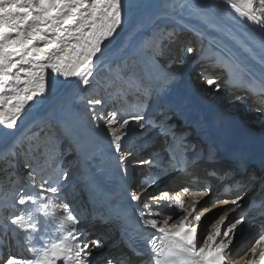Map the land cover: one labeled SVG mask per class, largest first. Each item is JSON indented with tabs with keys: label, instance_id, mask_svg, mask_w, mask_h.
Instances as JSON below:
<instances>
[{
	"label": "snow or ice",
	"instance_id": "1",
	"mask_svg": "<svg viewBox=\"0 0 264 264\" xmlns=\"http://www.w3.org/2000/svg\"><path fill=\"white\" fill-rule=\"evenodd\" d=\"M137 7L135 0H0V128L5 130L4 135L14 132L29 109L57 88L77 90L73 94L89 110L90 131L103 130L126 198V204H117L114 215H100L97 219L119 223L129 237L119 256L97 258L106 242L101 237L91 238L88 228L81 226L86 217L62 194L61 181L67 183L72 176L71 168L65 169L62 164L75 151L66 125V149L48 139L53 135L49 130L18 140L8 151L0 153L5 179L10 182L0 203L7 207L10 201L14 209L0 224V251L11 246L19 248L4 255L0 264H235L231 258L234 242L251 222L244 212L241 195L211 204V209L231 206L204 234L202 218L211 209L199 212L197 205L210 194V186L206 185L203 191L193 192L184 187L174 194L167 190L152 194L151 189L165 177L176 172L190 174L195 161L187 157L196 153L188 152L183 135H177L166 119L158 124L146 120L143 102L130 103V89L139 92L141 82L126 70L127 62L116 64V70L99 85L95 96L80 95L94 86L97 62L107 59L106 53L119 50L123 44L118 38L131 31L126 25L131 24ZM180 7L199 13V6L192 3ZM222 10L232 20L260 30L259 52L235 35L232 39L259 63L261 76L256 77L245 59L235 52L214 59L246 92L258 91L264 97V0H223ZM199 15L205 25L218 28L207 15ZM175 39V32L161 30L157 25L143 47L154 59H160L166 45ZM184 50L187 54L196 52L192 46H185ZM169 79L168 75L162 76L161 86ZM207 83L221 86L213 78ZM108 101H112L110 109L97 110ZM146 123L170 137V156L167 152L147 158L137 155V129L146 131ZM18 160L27 170L23 184L13 179L14 173L9 171L17 167ZM130 160L131 167L148 166L149 171L139 181L131 175ZM76 168L79 170V163ZM236 187L243 190L241 183ZM185 196L191 197V204L185 202ZM260 208L264 215V203ZM177 215L179 218L175 219ZM240 264H264V225Z\"/></svg>",
	"mask_w": 264,
	"mask_h": 264
},
{
	"label": "bare ground",
	"instance_id": "2",
	"mask_svg": "<svg viewBox=\"0 0 264 264\" xmlns=\"http://www.w3.org/2000/svg\"><path fill=\"white\" fill-rule=\"evenodd\" d=\"M135 3L138 7L134 11L131 24L126 25V28H130L131 31L123 33L122 37L118 38L123 40V44L120 46L119 50L114 49L111 54L106 53L107 59L101 58V61L97 62L98 71H96V73L104 69L103 65L105 63H116L121 60V57L124 60L126 56L134 60H140L145 68V72L152 81L155 79L156 75H159L158 73H160L161 77L166 74L170 76L172 73L168 83L162 86L157 93H152L153 95L149 97L150 99H146L143 102V105L147 106L144 112L146 120L151 119L158 124L160 120L167 118L170 120L172 114H177L179 117L191 119H197V116H199V120L205 123V118L209 115L211 116L210 127L216 134L219 136L235 137L242 150L247 151L249 149L243 142L246 144L252 143L257 150L259 146L264 145V121L256 123V121L261 119L264 115V97H262L258 91L248 92V95L245 91L243 94L247 96L245 99H242L238 105L235 102H231L236 95L241 94L240 91L243 87L229 78L222 69L210 68L213 64H218L214 59L215 57H219L221 54L227 55L229 51H232L245 59V63L251 67L254 75L260 77L261 67L259 63L251 57H248L247 53H244L237 46L235 40L232 39V35H235L237 38L246 41L259 52V43L262 38L260 30L255 28V26H246L242 22L232 20L222 10L223 0H135ZM188 3L198 5L199 13L207 15L211 22L215 23L218 28L205 25L200 19L199 13L192 9L180 7V5ZM212 5H216L217 7H212ZM136 25L139 27H133ZM157 25H163V27L176 33V39L170 42L171 48L168 50L170 53H168L167 60L165 57L154 59L149 51L143 47V44L147 42V40L143 41L144 34L149 33L150 30ZM190 35L193 36L192 40H190ZM198 40L202 42L198 44ZM189 44H192L193 47H197V49L195 48L196 52L189 55L190 59L201 62L199 65H196V68L192 67V69L180 63V59L186 53L184 50L185 45L189 46ZM207 57L209 60H207ZM159 63H161L162 66ZM221 70L223 71L222 76ZM219 73L220 78H218L217 82L221 85V95L220 93L217 95L216 91L215 96H211L210 92L214 93L213 89H215L213 85H208V87H206L207 84H197V79H202L212 74H216L217 76ZM224 74L226 77L221 79V77H224ZM221 82L223 83L221 84ZM75 91L77 90L65 88L63 86L57 88L54 93L49 94L45 99L34 104L33 107L29 109L28 113L20 120L14 132L9 135H4L5 130L0 128V153L9 150L12 144L14 145L18 140H22L24 136L29 137L36 130L46 128L47 122L52 119L56 120L63 128L67 125V130L72 134L71 137H73L72 141L74 147L76 146L75 149H80L78 153V155H80V161L77 160L78 155L76 153H72V155L65 157L66 159L64 158V167L66 169L71 168L72 176L67 183L61 181V184L64 186L63 195L67 196L68 192V201H70L71 204L73 203L71 206L74 205V209L79 213H83L84 208L88 204L91 205L92 208L97 206L96 209L100 210L102 215L107 216L112 211L116 212V209L113 206H101L96 201V198L103 194L110 200L111 198L107 194L109 188L115 186V188L118 189L122 183L115 170L113 155L106 146L107 140L104 134L90 131L92 127H84V120L77 117L78 113L74 109V107L76 108L75 95L73 94ZM225 101L228 103L226 102L224 105L223 102ZM136 103L138 102L134 101L132 104ZM160 106H162V113L155 112ZM253 108L256 109H254L251 114H248ZM170 110L173 111L172 114H168ZM172 119L175 118L173 117ZM171 125L175 127L176 124L171 123ZM195 127L202 126L196 125ZM187 129H189L186 131L187 134L183 136H191L190 142L194 143L195 147H199L197 144L198 139L193 138V130H191V128ZM147 130L150 133L148 136L145 135L148 131H142L144 134L141 135L139 134L140 130L137 129V155L147 158L149 155L155 156V154L164 156L165 152H167V155L170 156L171 149L167 147L168 143L166 144V149H163V146H165L164 144H162V146L160 145L167 137L162 135L159 128L155 127L153 124H148ZM155 136L156 139L150 141V139ZM139 141H146V144L149 143L148 147L145 149L141 148ZM185 145L187 146L188 144ZM203 147V145L200 146L195 156L187 157L189 160H193L195 163L200 164L199 170L191 167L189 169L190 174L188 175L178 172L173 173L160 181V187H171L173 190L179 192L181 191L180 188L184 187L183 185L186 184L189 179L199 174L205 176L206 183H213L217 187H220L222 184H228L229 187L232 188L236 186L237 183L244 185L246 182L252 180V174L241 173L243 164L239 162L238 158L228 156L221 152H216L215 155L211 156L203 155ZM125 148H127L126 150L129 148L127 142L125 143ZM263 150L262 148V151ZM200 151L202 153H200ZM188 152H194V149L191 150L188 148ZM219 155H221V157L216 159ZM262 158L264 159V156H262ZM69 161H74V163L70 165L68 163ZM215 161L217 164H213ZM77 163L80 165L79 170L76 168ZM132 163L133 162L130 160V171L140 173H147L149 171L148 166H144L140 170H137L131 167ZM254 168L255 166L247 167L246 171H248V169L254 170ZM207 172H210L211 175H207ZM225 173H227V175H225ZM86 175L88 176L87 179ZM80 181L84 183L80 184ZM253 182L254 180H252L251 183ZM153 191L154 190L151 189V192ZM233 194V192L226 194L212 193L206 200V208L211 209V204L219 200L231 201L235 199L232 198L236 197L233 196ZM124 199L126 201L125 197ZM144 199L146 200V197H144ZM184 199L187 204H191L192 201L189 196H185ZM244 202L245 200H242V203ZM230 206L231 205H224L216 209H211L204 214L202 218V231L204 234L209 230L211 223ZM92 208V211L87 210V215L90 219L86 220V223L81 226L88 228L92 234L91 238H96V230L98 229L96 224L100 220L93 216L91 217V213H93ZM199 209H201L200 206ZM81 210H83V212ZM199 212H204V210H200ZM207 217H210V219L208 218L205 220ZM174 218L178 219L179 216L177 215ZM262 219L264 220V216ZM106 231L107 230H103V233L105 234ZM247 231L248 232L242 235H238L234 242L235 246L231 258L234 260L235 264H240V261L248 252L252 239L258 233V231L252 233L250 229H247ZM115 232L116 231L113 230L112 234L108 236V238L112 237L110 241L118 236ZM119 242L120 240L115 243L114 249L113 247H109L103 250L98 254L97 258L102 259V257L106 255L114 256L113 254L118 248ZM108 246L110 245H106V247ZM18 250V247L15 250L9 247L4 251H0V259L7 253Z\"/></svg>",
	"mask_w": 264,
	"mask_h": 264
},
{
	"label": "rangeland",
	"instance_id": "3",
	"mask_svg": "<svg viewBox=\"0 0 264 264\" xmlns=\"http://www.w3.org/2000/svg\"><path fill=\"white\" fill-rule=\"evenodd\" d=\"M159 28L161 29V30H163V29H165V27H163V25H160L159 26ZM166 29H168V28H166ZM169 30V29H168ZM154 32H155V28H152L151 30H150V32L149 33H147V34H144V36H143V41H145V40H148L149 39V37L150 36H152L153 34H154ZM147 35H149L148 37H147ZM190 37H191V39L190 40H192V38H193V36L192 35H190ZM202 41H200V40H198V44H200ZM191 43H193V42H191ZM170 44V45H169ZM204 44V43H203ZM172 46H173V43H172ZM186 46V45H185ZM188 46V45H187ZM189 46H192V44H189ZM193 47V46H192ZM170 48H171V43H168V45H166V47H165V49H164V55H163V57H165L166 58V60H167V57H168V53H170V51L168 52V50H170ZM194 48H196L197 49V47H194ZM189 55L190 54H187V53H185V55L180 59V63H181V65H183V66H187L189 69H192V67L193 68H196V65H199L201 62H199V61H193V59H190V57H189ZM208 58V57H207ZM188 60V61H187ZM207 60H209V58L207 59ZM127 62V68H126V70L127 71H129L130 73H132L133 74V76L139 81V82H141L140 83V91L139 92H136V90L133 88V89H130V91H129V95H130V99H132V100H130V103H133L134 101L136 102H138V103H140L141 101L142 102H144L146 99H150L149 97H151V95H153L152 93H154L153 91H154V89H153V86L151 85V80H150V78L148 77V74L145 72V68H144V66L142 65V63H139L137 60H134V59H131V58H129V59H121L119 62H108V63H105L104 65H103V68L105 69H103V70H101V71H99V72H97L96 73V78H95V83H94V86L93 87H91V88H87V89H84V91L83 92H80V95L81 96H95L96 94H97V91L99 92L100 91V87H99V85L100 84H102L103 82H104V80H105V78L106 77H108L109 75H111L112 74V71H115L116 70V64L117 63H120V64H123L124 62ZM211 69H213V68H220V66H219V64H213L211 67H210ZM221 69V68H220ZM100 70V69H99ZM111 70V71H110ZM98 71V70H97ZM102 73V74H101ZM146 73V74H145ZM220 73L219 74H217V76H216V74H212V75H210V76H207V77H205V78H202V79H197V84H207V86L206 87H208V83H207V80L209 79V78H216V80L218 81V78H220ZM223 75V71L221 70V76ZM146 78V79H145ZM224 77H221V79H223ZM149 79V80H148ZM220 81H222V80H220ZM219 81V82H220ZM223 82H221V84H222ZM143 91V92H142ZM213 91H214V93H212V92H210L211 93V96H215V92L217 93V95L220 93V95H221V88L219 87V88H217V87H215V89H213ZM241 94H238V95H236L235 96V98L234 99H232V101L231 102H235V103H237V105H238V103L242 100V99H245L246 98V96L248 95L247 93L248 92H246V96L243 94V92H245V90H244V88H241ZM103 93H101V95H102ZM135 94H137V95H135ZM217 95H216V97H217ZM219 95V96H220ZM240 96V97H239ZM239 97V98H238ZM153 98V97H152ZM75 101H76V108L74 107V109H75V111H77V113H78V115H77V117L79 118V119H83L84 120V122H83V125H84V127H92V124H91V122H90V119H89V110L88 109H86L85 107H84V104L79 100V97H77V96H75ZM227 101H225V102H223V104L224 103H226ZM228 103V102H227ZM225 105V104H224ZM112 107V101H108V102H106V104L103 106V108H98L97 110L98 111H106V110H108V109H110ZM146 107L147 106H144V112H145V110H146ZM254 109H256V108H253V109H251V111H249V113L248 114H251V112L254 110ZM263 117L261 118V119H259V120H257L256 121V123L258 122V123H261L262 121H263ZM57 123V121L56 120H54V119H52L51 121H48L47 122V125H46V128H44V129H39V130H36L32 135H39L41 132H47V131H51L52 133H53V135L52 136H50L48 139L49 140H51L52 142H54V143H56L57 144V146H58V148H60V147H62V148H67L68 147V143H67V141H66V136L64 135V133H65V128H63L60 124H56ZM147 127H148V124H146V129H147ZM142 131H144V132H147L148 130H140V132H139V134H141V132ZM95 132V131H94ZM61 133H62V135H61ZM97 133H100V134H104L103 133V130L101 129L99 132H97ZM138 134V133H137ZM144 133H142V135H143ZM150 133H149V131H148V133H146L145 135L146 136H148ZM31 135V136H32ZM144 135V136H145ZM72 136V135H71ZM138 136V135H137ZM25 137H27V136H24V138ZM24 138H22V139H24ZM73 137H70V139L71 140H73L72 139ZM151 139H153V140H155L156 139V136L155 137H153V138H151ZM61 142H63L62 144H61ZM25 143H27V141L25 140ZM16 144V143H15ZM243 144H246V143H244L243 142ZM106 146H107V144H106ZM13 147V144L10 146V148H12ZM72 147H74V144H73V141H72ZM9 148V149H10ZM127 148H125V150H126ZM6 151H8V150H6ZM74 153V152H73ZM67 157V156H66ZM66 159V158H65ZM80 161V160H79ZM64 164H65V162L63 163V165H62V167L63 168H65L64 167ZM66 169V168H65ZM4 171V172H3ZM9 171H12L13 173H14V175H13V179H16V180H18L21 184H23L25 181H26V171L27 170H25L24 169V167H23V163L22 162H20L19 160L17 161V167L15 168V169H11V170H9ZM5 174H6V171H5V169H4V166L2 165V164H0V201H2L3 200V195H4V192L6 191V190H8L9 188H10V182L7 180V179H5ZM43 175H47V173H42ZM4 175V176H3ZM81 184V183H80ZM78 186H79V184H78ZM62 194H64V192L62 193ZM11 204V202L9 201V203H8V205H10ZM92 204V203H91ZM18 208H19V206H17ZM13 209L12 208V206H9V207H4V205H3V203H0V220H2L3 222H1L0 224H3L4 223V213L6 214V213H8V212H11V209ZM92 208V207H91ZM14 210V209H13ZM82 212H83V210H82ZM94 212V211H93ZM87 213H88V211H85L84 210V212L82 213V215L84 216V217H86V220H88V219H90V217L87 215ZM101 212H100V210H96L95 211V213H93V215L91 214V217L92 216H97V215H99ZM86 215V216H85ZM210 219V217H207V218H205V220L206 219Z\"/></svg>",
	"mask_w": 264,
	"mask_h": 264
}]
</instances>
